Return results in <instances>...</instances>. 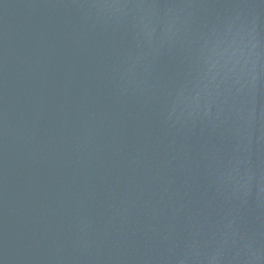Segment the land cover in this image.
Here are the masks:
<instances>
[{
    "label": "water",
    "instance_id": "obj_1",
    "mask_svg": "<svg viewBox=\"0 0 264 264\" xmlns=\"http://www.w3.org/2000/svg\"><path fill=\"white\" fill-rule=\"evenodd\" d=\"M0 264H264V0H0Z\"/></svg>",
    "mask_w": 264,
    "mask_h": 264
}]
</instances>
